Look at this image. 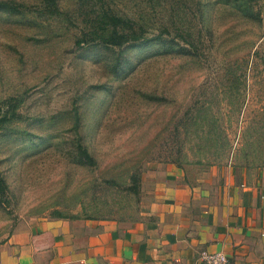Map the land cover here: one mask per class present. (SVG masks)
Wrapping results in <instances>:
<instances>
[{"label": "rangeland", "instance_id": "374dc122", "mask_svg": "<svg viewBox=\"0 0 264 264\" xmlns=\"http://www.w3.org/2000/svg\"><path fill=\"white\" fill-rule=\"evenodd\" d=\"M0 2L18 9L0 11V242L39 218L136 221L169 164L264 170V0ZM101 6L148 41L79 46Z\"/></svg>", "mask_w": 264, "mask_h": 264}, {"label": "crops", "instance_id": "0c3cea01", "mask_svg": "<svg viewBox=\"0 0 264 264\" xmlns=\"http://www.w3.org/2000/svg\"><path fill=\"white\" fill-rule=\"evenodd\" d=\"M145 206L129 224L39 218L0 242V264H264V170L235 163L192 182L169 164L149 172Z\"/></svg>", "mask_w": 264, "mask_h": 264}, {"label": "trees", "instance_id": "16d2710c", "mask_svg": "<svg viewBox=\"0 0 264 264\" xmlns=\"http://www.w3.org/2000/svg\"><path fill=\"white\" fill-rule=\"evenodd\" d=\"M54 6L55 0H48ZM0 11L17 13L18 9L8 3L0 2ZM84 27L83 38L78 40V45L87 44L90 46L122 47L138 46L145 43L143 25H137L132 19L124 14H118L113 8L101 6L92 12L86 19L81 20ZM162 28L164 29L163 25ZM177 52L182 55H195L184 46H179ZM6 117L0 119V128ZM78 156L84 164L91 165L93 159L81 146L78 148ZM4 181L0 178V193L4 192Z\"/></svg>", "mask_w": 264, "mask_h": 264}, {"label": "built area", "instance_id": "2783aa9c", "mask_svg": "<svg viewBox=\"0 0 264 264\" xmlns=\"http://www.w3.org/2000/svg\"><path fill=\"white\" fill-rule=\"evenodd\" d=\"M200 260L203 264H228V258L221 252H207L200 253Z\"/></svg>", "mask_w": 264, "mask_h": 264}]
</instances>
